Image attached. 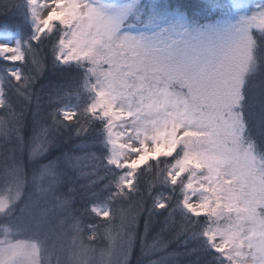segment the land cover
<instances>
[{
  "label": "snow or ice",
  "instance_id": "6c2138e0",
  "mask_svg": "<svg viewBox=\"0 0 264 264\" xmlns=\"http://www.w3.org/2000/svg\"><path fill=\"white\" fill-rule=\"evenodd\" d=\"M0 15V264H129L145 216L188 264H264V0Z\"/></svg>",
  "mask_w": 264,
  "mask_h": 264
},
{
  "label": "trees",
  "instance_id": "16d2710c",
  "mask_svg": "<svg viewBox=\"0 0 264 264\" xmlns=\"http://www.w3.org/2000/svg\"><path fill=\"white\" fill-rule=\"evenodd\" d=\"M180 3H195L197 0H177ZM211 3L217 4H226L228 0H208ZM15 17H9L7 21V26L9 28H13L15 26ZM5 25V17L0 15V27ZM43 95V94H41ZM44 101L42 100L41 103ZM36 101L33 100V108H35ZM29 120H31V115L29 114ZM71 148V145H67L65 147L60 148L59 150H55L53 155L59 156L62 151H68ZM52 158V157H50ZM70 186L79 189L80 181H77L75 176L73 175L70 179ZM67 189H65L66 191ZM75 201L77 207H79V193L75 195ZM144 218H141L138 222V238L134 244L132 254L129 258V264H152L153 261L161 260L163 257L168 255L169 253L174 254L169 257L167 264H188L189 260H194V256L184 255L186 249L182 246L180 242L172 239L170 231H162V221L155 222L153 221L151 227L149 228L147 234L145 235L144 229ZM141 238L143 239V244L141 243ZM159 240L162 243L168 244L166 251L154 253L151 252L150 246L154 241ZM97 247H104L106 242L101 238L97 242Z\"/></svg>",
  "mask_w": 264,
  "mask_h": 264
},
{
  "label": "rangeland",
  "instance_id": "374dc122",
  "mask_svg": "<svg viewBox=\"0 0 264 264\" xmlns=\"http://www.w3.org/2000/svg\"><path fill=\"white\" fill-rule=\"evenodd\" d=\"M51 227H52L54 230H56V229L59 228V225H58V223L56 222L55 218L53 219V223H52ZM53 234H54V233H53ZM85 242H87V241H85ZM65 243H66V241H65ZM53 259H54V257H53Z\"/></svg>",
  "mask_w": 264,
  "mask_h": 264
}]
</instances>
